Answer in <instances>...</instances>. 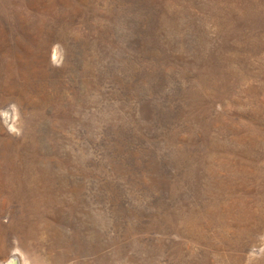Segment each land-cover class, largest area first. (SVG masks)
<instances>
[{"label": "rangeland", "instance_id": "rangeland-1", "mask_svg": "<svg viewBox=\"0 0 264 264\" xmlns=\"http://www.w3.org/2000/svg\"><path fill=\"white\" fill-rule=\"evenodd\" d=\"M13 256L264 264V0H0Z\"/></svg>", "mask_w": 264, "mask_h": 264}, {"label": "bare ground", "instance_id": "bare-ground-1", "mask_svg": "<svg viewBox=\"0 0 264 264\" xmlns=\"http://www.w3.org/2000/svg\"><path fill=\"white\" fill-rule=\"evenodd\" d=\"M18 256H19V255H18ZM15 257H16V256H15ZM18 259H22V258H19V257H18V258L15 259L14 256H13V258H12V259L10 258V259L8 260V262H5V264H16V262H17V264H21L22 261H21V263H20V260H19V263H18ZM3 263H4V262H3ZM23 263H24V262H23ZM23 263H22V264H23ZM25 264H26V263H25Z\"/></svg>", "mask_w": 264, "mask_h": 264}]
</instances>
